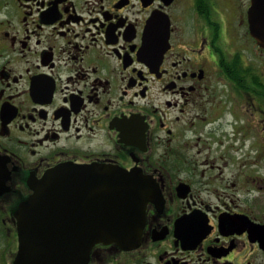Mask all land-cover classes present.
I'll return each instance as SVG.
<instances>
[{
  "label": "flooded vegetation",
  "instance_id": "flooded-vegetation-1",
  "mask_svg": "<svg viewBox=\"0 0 264 264\" xmlns=\"http://www.w3.org/2000/svg\"><path fill=\"white\" fill-rule=\"evenodd\" d=\"M251 3L0 0V264H20L31 184L64 164L150 183L139 243L97 242L84 264H264Z\"/></svg>",
  "mask_w": 264,
  "mask_h": 264
},
{
  "label": "water",
  "instance_id": "water-1",
  "mask_svg": "<svg viewBox=\"0 0 264 264\" xmlns=\"http://www.w3.org/2000/svg\"><path fill=\"white\" fill-rule=\"evenodd\" d=\"M252 36L264 47V0L249 9ZM150 183L134 171L110 166L59 165L31 184L21 205L20 264H84L97 242L139 243ZM86 196L76 199L70 192ZM83 201V209L76 202Z\"/></svg>",
  "mask_w": 264,
  "mask_h": 264
}]
</instances>
